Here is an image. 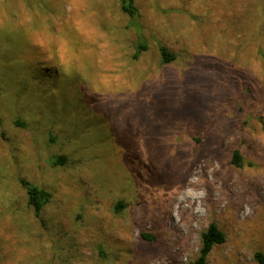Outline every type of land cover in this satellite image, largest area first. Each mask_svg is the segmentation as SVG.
Instances as JSON below:
<instances>
[{
    "label": "rangeland",
    "instance_id": "1",
    "mask_svg": "<svg viewBox=\"0 0 264 264\" xmlns=\"http://www.w3.org/2000/svg\"><path fill=\"white\" fill-rule=\"evenodd\" d=\"M122 3L0 0V264H260L264 0Z\"/></svg>",
    "mask_w": 264,
    "mask_h": 264
},
{
    "label": "trees",
    "instance_id": "2",
    "mask_svg": "<svg viewBox=\"0 0 264 264\" xmlns=\"http://www.w3.org/2000/svg\"><path fill=\"white\" fill-rule=\"evenodd\" d=\"M121 9L127 13L130 18H134L138 16V9L134 4V0H123L121 4ZM136 50L133 53L132 57L136 58L140 52L146 49V45H137ZM160 52L162 55L163 62H170L174 59V55L171 54L166 47H160ZM64 158L62 156H57L52 160V163H62ZM231 161L235 165H240L241 158L238 150H234L232 153ZM21 184L25 187L27 194L28 204L32 207L35 214H38L42 209L43 205L48 201L50 197V193L42 188L37 187L34 184H31L25 180H21ZM140 238L147 242H152L156 239V235L150 232L141 231ZM225 234L219 227L211 222L207 228L201 232L200 234V248L198 255L190 264H205L207 260V256L212 250L215 244H220L224 242ZM253 258L260 264H264V252L255 251L253 254Z\"/></svg>",
    "mask_w": 264,
    "mask_h": 264
}]
</instances>
